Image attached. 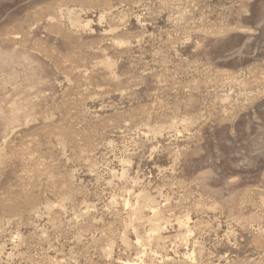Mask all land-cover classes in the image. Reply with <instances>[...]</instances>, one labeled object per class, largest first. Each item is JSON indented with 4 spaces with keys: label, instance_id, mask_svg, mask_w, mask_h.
I'll use <instances>...</instances> for the list:
<instances>
[{
    "label": "rangeland",
    "instance_id": "1",
    "mask_svg": "<svg viewBox=\"0 0 264 264\" xmlns=\"http://www.w3.org/2000/svg\"><path fill=\"white\" fill-rule=\"evenodd\" d=\"M264 264V0H0V264Z\"/></svg>",
    "mask_w": 264,
    "mask_h": 264
},
{
    "label": "bare ground",
    "instance_id": "2",
    "mask_svg": "<svg viewBox=\"0 0 264 264\" xmlns=\"http://www.w3.org/2000/svg\"><path fill=\"white\" fill-rule=\"evenodd\" d=\"M132 264V263H131ZM134 264V263H133Z\"/></svg>",
    "mask_w": 264,
    "mask_h": 264
}]
</instances>
